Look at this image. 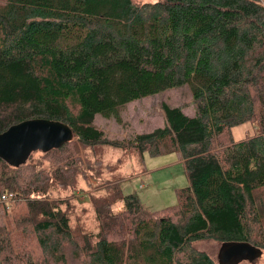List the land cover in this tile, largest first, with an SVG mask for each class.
<instances>
[{"label":"trees","instance_id":"trees-1","mask_svg":"<svg viewBox=\"0 0 264 264\" xmlns=\"http://www.w3.org/2000/svg\"><path fill=\"white\" fill-rule=\"evenodd\" d=\"M183 86L193 115L163 104L164 126L127 140L108 139L95 126L96 116L120 123L127 104ZM33 119L64 123L73 139L43 153L62 155L51 173L21 178L17 168L27 161L13 167L0 159V204L10 194L25 203L44 264H215L192 248L204 240L264 251L260 0H0V135ZM244 124L256 133L235 140L233 129ZM100 145L179 154L187 185L176 205L148 211L109 182L105 199L93 200L96 230L73 225L68 201L90 187L87 165L95 176L78 156ZM52 180L71 189L66 200L50 199ZM117 202L124 205L114 214ZM4 233L0 263L30 264L14 255L12 232Z\"/></svg>","mask_w":264,"mask_h":264},{"label":"rangeland","instance_id":"rangeland-1","mask_svg":"<svg viewBox=\"0 0 264 264\" xmlns=\"http://www.w3.org/2000/svg\"><path fill=\"white\" fill-rule=\"evenodd\" d=\"M133 1L153 3L156 0ZM260 2L264 5V0H260ZM163 104L170 107H180L184 114L193 115L190 90L187 86H183L127 104L120 112V123L114 119H105L101 116H96L94 123L108 139L127 140L135 135L146 134L157 128H162L165 124L162 111ZM251 127L250 124H244L234 128V139L241 141L247 134H255V129ZM81 151L78 157L84 163L89 161L93 166L95 176H90V168L87 165L86 174L89 176L90 187L84 188L85 193H80L75 199L68 202L72 203L75 210L72 224H81V226L91 231L97 228L93 200L101 201V199H105L108 193L106 183H119L122 195H136L142 206L152 212H160L175 206L177 203V190L187 185L184 165L177 153L152 157L149 154L141 156L132 150L125 152L103 145L90 149L81 148ZM60 158L63 159L61 154L53 156V154L47 155L36 151L31 153L24 166L17 169L23 168L19 172L21 178L39 172L38 170L51 173L55 169L53 167L54 161H58ZM81 186L83 187V185ZM78 187L80 188V185ZM70 191L69 188H60L52 180L49 197L56 201H64L66 196L71 194ZM10 197H12L11 194L3 199L4 204H0V241L7 239L5 233L3 234V229L12 232V234H7V232L6 235H9L8 237L11 238L10 241L14 245V255L23 254V256L30 259V264L37 263L44 255L38 247L32 227L23 218L26 213L24 211L26 209L25 203L19 202L18 199L12 201L13 197ZM57 197L60 198L57 199ZM123 205L122 202L115 203L111 207V212L119 214L123 209ZM3 206H8L5 211L1 209ZM23 232L27 233V236H22ZM16 240L20 244L15 245ZM219 245L215 241L204 240L193 243L192 248L205 252L217 264ZM9 259L13 258L9 256ZM16 261L8 262L1 259L0 264H20L18 260ZM50 262V264H54L52 261ZM22 264H25L24 261ZM39 264H44V261L41 260ZM65 264L73 263L67 261ZM239 264H264V251L261 258L253 262L244 261Z\"/></svg>","mask_w":264,"mask_h":264},{"label":"water","instance_id":"water-1","mask_svg":"<svg viewBox=\"0 0 264 264\" xmlns=\"http://www.w3.org/2000/svg\"><path fill=\"white\" fill-rule=\"evenodd\" d=\"M72 130L64 123L33 119L21 122L0 135V159L10 166L23 165L31 153H47L72 141ZM263 251L247 242L219 245L217 264H239L261 258Z\"/></svg>","mask_w":264,"mask_h":264}]
</instances>
